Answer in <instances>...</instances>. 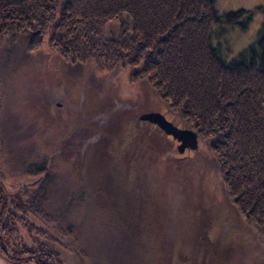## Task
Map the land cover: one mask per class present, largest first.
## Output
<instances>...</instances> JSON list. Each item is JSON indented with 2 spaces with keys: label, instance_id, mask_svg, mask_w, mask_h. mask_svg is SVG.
<instances>
[{
  "label": "rangeland",
  "instance_id": "1",
  "mask_svg": "<svg viewBox=\"0 0 264 264\" xmlns=\"http://www.w3.org/2000/svg\"><path fill=\"white\" fill-rule=\"evenodd\" d=\"M214 1L220 15L252 13L244 29L223 30V48L236 55L255 43L264 0ZM24 58L0 72V199L48 173L51 222L35 226L54 233L61 217L66 235L74 225L91 264H264V235L232 204L208 144L180 154L172 136L136 124L159 112L184 128L147 81L68 68L46 52ZM43 164L47 172L31 173ZM62 241L55 252L74 264L78 250Z\"/></svg>",
  "mask_w": 264,
  "mask_h": 264
},
{
  "label": "trees",
  "instance_id": "2",
  "mask_svg": "<svg viewBox=\"0 0 264 264\" xmlns=\"http://www.w3.org/2000/svg\"><path fill=\"white\" fill-rule=\"evenodd\" d=\"M251 16L220 15L214 0H0V72L5 61L46 52L68 68L127 70L131 81H147L208 144L232 204L264 235V20L242 52L231 55L220 42L227 26L244 29ZM38 168L31 173L47 172ZM51 186L45 173L0 199V264H71L54 242L68 238L66 249L78 250L79 229L67 224L64 236L61 217L54 233L35 226L51 222L43 205ZM77 253L74 264H91Z\"/></svg>",
  "mask_w": 264,
  "mask_h": 264
},
{
  "label": "water",
  "instance_id": "3",
  "mask_svg": "<svg viewBox=\"0 0 264 264\" xmlns=\"http://www.w3.org/2000/svg\"><path fill=\"white\" fill-rule=\"evenodd\" d=\"M139 120L141 122L153 124L167 136H172L180 144L178 146V152L180 154L186 149L192 151L196 150L199 146L197 133L190 129L178 128L174 123L169 122L162 113L148 112L141 115ZM38 181L39 180H36L28 186H34Z\"/></svg>",
  "mask_w": 264,
  "mask_h": 264
},
{
  "label": "flooded vegetation",
  "instance_id": "4",
  "mask_svg": "<svg viewBox=\"0 0 264 264\" xmlns=\"http://www.w3.org/2000/svg\"><path fill=\"white\" fill-rule=\"evenodd\" d=\"M262 6H263V5H262ZM262 6H261V7H262ZM261 7H260V8H261ZM260 8H259V9H260ZM251 17H252V16H251ZM263 20H264V12H263L262 21H263ZM262 25H263V24H262ZM261 30H262V27H261V29H260L259 31H261ZM57 105H58V106H60V107H62V106H61V105H62L61 103H60V104L58 103ZM37 180H39V181H40V180H41V178H39V179H37ZM39 181H38V182H39ZM37 184H38V183H37Z\"/></svg>",
  "mask_w": 264,
  "mask_h": 264
}]
</instances>
